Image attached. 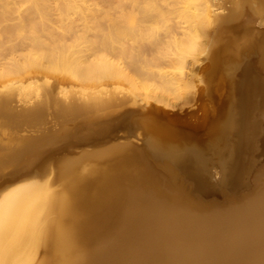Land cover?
<instances>
[{
    "label": "bare ground",
    "instance_id": "6f19581e",
    "mask_svg": "<svg viewBox=\"0 0 264 264\" xmlns=\"http://www.w3.org/2000/svg\"><path fill=\"white\" fill-rule=\"evenodd\" d=\"M240 1L219 17L217 0H0L4 124L40 120L47 105L68 121L94 113L0 138V169L11 166L0 175L8 183L0 190V264H264V0ZM178 8L180 37L167 23ZM251 18L241 36L217 46L215 56L229 61L206 82L202 128L192 114L149 105L172 107L170 99L192 91L204 47L191 40H207L206 22ZM146 39L150 57L141 62L153 64L138 81L118 60ZM195 134L204 135L200 148ZM92 150L94 164L80 172L76 159L57 156ZM214 199L226 201L224 210L202 207Z\"/></svg>",
    "mask_w": 264,
    "mask_h": 264
},
{
    "label": "rangeland",
    "instance_id": "374dc122",
    "mask_svg": "<svg viewBox=\"0 0 264 264\" xmlns=\"http://www.w3.org/2000/svg\"><path fill=\"white\" fill-rule=\"evenodd\" d=\"M186 1L187 0H182V2H186ZM217 1L222 3L221 9H219L217 11L218 16L221 17V16H224L226 14L227 8L231 7V4H232V6L235 5L236 3L238 4V1H240V0H238L237 2H236V0H217ZM242 2H243V0H241L239 2V4H241ZM181 10L182 9H180V8L173 10V13L170 15L169 20L167 22L168 24L173 25V31H174V35L176 37H180L181 34L184 32L185 24L182 23L181 20L177 17V13L180 12ZM153 15L154 14H151L150 18H152ZM254 20H255V18H251V20L249 19V22L247 25H238L237 23H233V22L232 23H229V22L218 23V24L213 25L211 23L206 22V34L208 35L207 40H204V36H202L203 34H201L200 37H193V40H191V43H193L194 45H197L199 42H203V47H204V50L201 51L200 59L198 58L196 60V63L194 66V69H195L194 72L195 73L190 80V83L192 86V91L188 92L187 94L181 95L178 99H170L169 98L171 105L173 104L172 107H163L162 105L155 104L152 100L149 101V103H150L149 105H153L155 107H158V108H160V109H162L168 113H177L178 115H181V116L184 115L185 113L192 114L193 122H195L197 120L196 124H195L196 128L197 127L202 128V126L204 125V123L206 121V108H205L206 107V101H205L206 97H205V93L203 92L204 87L207 84L206 82L208 80H210L209 77L212 76L214 74V72H216V70L218 69V66L220 64L224 63L225 59H226L225 61H227V62L229 61L228 56L226 54L215 56V51L217 49V46L221 41H224V40L229 39V38L241 36L246 30H248L249 27H251L253 25ZM122 26H125V24L122 23ZM162 35H163V32H162V30H160L152 36H162ZM69 37H70V35L67 38H69ZM7 43L9 44V42H5V45ZM21 43L24 44V46L28 45L27 40H26V42H25V40H23ZM143 44L145 46L142 45L141 50L140 49L137 50L134 48H132L133 50L131 49V51L133 53L129 52V56L134 54L133 56H131V57L127 56V58H125L124 60L123 59L118 60L119 62L124 63V64L123 63H121V64L126 68L127 72H130V70H131L133 73L137 74L136 77L139 76V77H137L138 81H141V79L144 75L143 72H145L147 67L148 66L150 67L153 64L151 62V64H149V65L148 64H144L145 66L142 65L143 64V62H141L142 56H144L143 61L147 58L149 59V57H150V53L148 52L150 50L149 49L150 48L149 40L146 39ZM135 48H137V47H135ZM143 50H145V51L141 53V51H143ZM137 51H139V53ZM145 52L149 55L148 57H147V54ZM2 53H3L2 57H0L2 59H0V62L1 61L3 62L4 60L7 59V58H5L6 57L5 51L4 52L2 51ZM138 56L139 57L141 56V57L139 58ZM133 57H134V59H133L134 64L132 61ZM137 59H138V62H137ZM127 64H128V66H127ZM162 67H163V70H166V71L172 70V68L169 65V62H165ZM127 69H129V70H127ZM185 71H187V68H184L183 72H185ZM170 72L175 73V70L173 69ZM51 82H52V84H57V82H59V85L66 88L67 90H71V91L75 90L77 88H80L77 84H73L71 82H66V81H64V79H62V80L57 79L56 80L55 78H51ZM109 89H113V87H109ZM113 92H114V95L116 98H128L130 100V97L122 89H115V90H113ZM72 100H70V102ZM8 101H9L7 104L8 108H15L16 107V102L14 99H9ZM77 102H79V101H77ZM131 103H132V101H131ZM132 104L134 106H140V105H137L134 103H132ZM149 105H147V106H149ZM93 114H94L93 112L84 113L82 116H79L74 121H68V119L66 117L57 114L52 105H47V106H45L44 116L40 120H34V121H30V122H21L18 124L16 122H8V123L4 124V122L0 118V138L2 141H5L6 137L13 135L16 132L22 134L25 131H32V130L35 131L36 129H44V128L57 129L58 127H60V125H63V124H67V125H71V124L73 125L74 124L75 125L80 120H82V121L83 120H92ZM89 115L91 118L87 117ZM198 117H200L201 119H197ZM203 136H204L203 134H198V135L195 134V137H196L195 138V140H196L195 147H199V148L201 147V142L204 138ZM201 137H202L201 142L197 143V138H201ZM87 150H90V148H87ZM93 150H95V148ZM93 150L89 151L87 153L78 154L76 156H67L64 152H60L57 156H58V158H60V157H63L65 155L66 158L76 159V161H77L76 164H78L76 171L80 172L82 170V167L88 168V164H89V166H91L92 163L94 164V160H92L93 158H91L93 156V155H91L93 153ZM74 152H79V151L74 150ZM74 154H76V153H74ZM88 154H90V155H88ZM63 160H64L63 162L66 161V159H63ZM48 166H47L48 167L47 172L50 171L51 177L56 181L57 176L59 174V168L57 167L58 166L57 161L51 160V162L48 164ZM10 169H11V166L1 168L0 169L1 177L6 175ZM35 175L39 176L40 174L39 175L35 174ZM7 184L8 183L4 182L3 178H1L0 179V190L2 188H4ZM57 184H59L58 181H57ZM214 200L215 201H214L212 206H209V207L202 206V207H204V209H207V210H212V209L213 210H224V207L226 206L225 205L226 201H224L223 199H214Z\"/></svg>",
    "mask_w": 264,
    "mask_h": 264
},
{
    "label": "water",
    "instance_id": "95a60500",
    "mask_svg": "<svg viewBox=\"0 0 264 264\" xmlns=\"http://www.w3.org/2000/svg\"><path fill=\"white\" fill-rule=\"evenodd\" d=\"M158 162L161 161L160 159L157 160ZM86 173V172H85ZM85 173H82V174H78V176H76V178H74V180L72 179V181L68 182L67 185H65L63 188L59 189L58 192L56 193L57 194V197L59 199H63L65 196L68 195V193L71 192L72 190V186L73 184L75 183V181H77L78 179H82L84 180L85 177H87L88 175V172L85 174ZM94 171H90L89 172V175L93 174ZM71 179V178H70ZM69 181V179H68ZM80 181V180H79Z\"/></svg>",
    "mask_w": 264,
    "mask_h": 264
}]
</instances>
